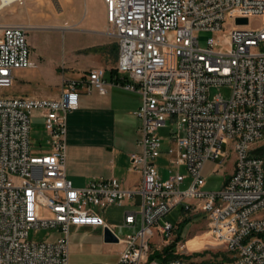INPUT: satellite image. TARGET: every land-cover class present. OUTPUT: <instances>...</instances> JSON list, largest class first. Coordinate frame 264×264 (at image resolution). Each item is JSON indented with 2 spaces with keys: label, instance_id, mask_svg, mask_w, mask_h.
Here are the masks:
<instances>
[{
  "label": "built area",
  "instance_id": "2783aa9c",
  "mask_svg": "<svg viewBox=\"0 0 264 264\" xmlns=\"http://www.w3.org/2000/svg\"><path fill=\"white\" fill-rule=\"evenodd\" d=\"M105 34L118 46L112 85L141 96L140 153L130 156L140 171L134 190L115 178L92 179L75 187L67 177V116L77 110L79 88L106 93L105 69L92 68L66 84L57 99L0 95V264H70L74 228L108 229L123 245L107 264H195L185 246L174 257L150 260L155 232L168 240L174 226L166 216L204 214L207 234L229 260L211 264H264V157L253 154L254 134H264V0H102ZM6 6L0 0V15ZM246 19V24H237ZM260 19L259 29L249 28ZM209 33L205 45L200 33ZM25 28L0 22V91L13 85L14 72L34 68ZM228 87L229 98L210 96ZM42 119L43 149L33 151L31 118ZM172 145L163 149L158 131L167 126ZM235 139L232 173L218 192H204L202 170L209 160L224 163L223 146ZM187 175L160 178L155 160L162 154ZM189 176L184 191L179 186ZM140 197L138 213H126L123 226L139 229L121 238L94 209L121 206ZM161 222V223H160ZM56 232L54 241L35 242L29 233Z\"/></svg>",
  "mask_w": 264,
  "mask_h": 264
},
{
  "label": "rangeland",
  "instance_id": "374dc122",
  "mask_svg": "<svg viewBox=\"0 0 264 264\" xmlns=\"http://www.w3.org/2000/svg\"><path fill=\"white\" fill-rule=\"evenodd\" d=\"M70 2V0H21L16 1L10 6H6L1 12L0 22L22 26L27 32L31 59L32 61H36V63L34 62L36 66L28 72L23 71L16 85L18 86L17 88L25 89L26 93L34 98L51 99L59 96L66 84L75 80L71 79L74 73H77V70L71 67V58L73 57L76 61H79L83 54L88 53V49L80 47L83 42L81 41V36L88 32L83 31V24L75 18H80L84 11L81 5H70ZM87 3L90 10L98 11L97 4L99 0H87ZM260 27V19L250 20L249 28L259 29ZM105 30L106 26L103 27L102 34L107 36ZM71 36H75L76 41H78L75 43V46L71 42ZM209 36V33L202 32L199 34V43L202 47ZM70 46H73L71 50ZM260 50H264V47ZM86 74L87 72L82 74L80 79ZM15 88L16 86H12L4 89L0 91V95L9 98L15 93ZM216 94H220L223 98L227 99L230 96V89L228 87L211 88L210 96ZM67 121L68 129L70 128L67 134L68 156L73 151L74 146L83 150V148L95 147V143L105 140L104 134L102 132H95L90 125L84 126L74 119L71 126L72 118L69 116ZM167 127V130L173 127L170 125L169 120H167ZM167 130H161L160 135L167 134ZM112 137L113 140L115 138L117 142H120V134L117 133L112 135ZM45 140L46 136L42 128V121L33 116L31 118L30 130L32 150L38 151L43 149ZM223 149L227 154L223 164L218 165L219 161L209 160L203 167L204 192H218L221 190L224 181L233 170L235 153L232 145H224ZM252 149L255 150L253 154L264 157V138L253 144ZM157 164L159 165V160H157ZM172 167V169L169 168L171 175L178 173L187 175L184 166ZM169 176L168 168H166V171H162L163 180H166ZM190 181V177L187 176L185 181L179 186V190H186ZM94 209L103 215L109 223L119 224L121 222L122 214L115 207L107 208L105 213L97 207ZM259 214L264 215V211H260ZM204 217V214L200 212L185 215L180 206L176 207L165 218L174 226L173 231L168 240L164 242L162 241L161 234L155 232L150 240L151 252L163 253L165 256H168L165 250L170 251V253L174 252L175 254L179 248L185 246L189 252H192L188 253L190 254L188 259H193L195 262L211 261L212 259L229 260L228 254L219 246H216L210 235L207 234ZM116 232L120 237L125 236L127 233L126 230L119 232V229H116ZM49 235L47 231L36 233L31 231L28 237L29 240L35 242L54 241L55 239ZM79 238L80 235L78 234L70 235L69 255L73 251H76L75 245ZM89 241L92 243L89 249L94 253L89 257L88 264H99L106 257L114 255L122 248L120 243L104 244L103 239L102 243H99L95 238H91Z\"/></svg>",
  "mask_w": 264,
  "mask_h": 264
},
{
  "label": "crops",
  "instance_id": "0c3cea01",
  "mask_svg": "<svg viewBox=\"0 0 264 264\" xmlns=\"http://www.w3.org/2000/svg\"><path fill=\"white\" fill-rule=\"evenodd\" d=\"M70 1V5L77 4L78 6H82V10L84 11L82 16L80 18H75L78 22L83 24V31L88 32L81 36V41L83 42L80 45L81 48L88 49V53L83 54L79 61H76L73 57L71 58V67L77 70V73H74L71 79H80L82 74L88 72L92 68H103L105 69L106 93L101 95L93 87L87 90L85 87L81 86L79 88L78 108L69 113L68 116L72 118L71 126L73 120L76 119L79 121V124L84 126L90 125L95 132H102L105 140L95 143V147L83 148V150L74 146L73 151H71V154L68 156L66 135V175L73 182L75 187H84L92 179L106 180L115 178L124 189L134 190L139 187L142 179L140 171L133 169L130 161V156L132 154H137L141 151L138 144L140 140L139 129L141 127V121L136 115L141 105V96L135 92H130L121 87L112 85L113 81H118L124 76L117 74L115 71L118 61V46L116 41L102 34L103 27L106 26L103 1L99 0L97 12L93 9H89L87 0ZM70 39L73 46H75V43L78 42L75 36H71ZM73 46H70V50ZM33 62L36 63L35 60H33ZM31 69L32 68L17 70L14 72L12 86H16V88L13 96L9 98L37 100V98L28 95L25 89L20 87L17 88L18 86L16 85L23 71L28 72ZM58 97L59 96H55L51 99H57ZM40 120L42 121V119ZM167 129L168 127L166 126L158 131L162 139L164 150L172 145L170 132L173 131V127H170L169 130ZM68 130H70V128L68 129L67 125V134ZM161 130H167L168 133L160 135ZM117 133L120 134V142H117L115 138L113 140L112 135ZM157 160H159V165L157 164ZM154 163L161 179H163L162 171H166V168H168V170L173 168V165L170 163V158L164 153L156 159ZM140 205L141 199L137 196L126 199L121 206H111L118 209L122 214L119 224L109 223L103 215L99 214L103 217L107 225L115 228L114 231L116 234H118L116 229H119V232L126 230V235H128L139 229V220L136 218V222L133 225L123 226L124 215L126 213H138ZM106 210L107 208L102 210L103 213H105ZM103 232V229L96 227L84 226L74 228L71 234H78L80 238L75 245L76 251H73L69 255L70 264H88L89 257L94 253L89 249V247L92 246L89 240L95 238L99 243H102ZM48 233L53 239L58 237L56 232ZM103 243L108 244L105 243L104 240ZM122 250L123 245L121 250L110 257H106V259L99 264L115 262Z\"/></svg>",
  "mask_w": 264,
  "mask_h": 264
},
{
  "label": "bare ground",
  "instance_id": "6f19581e",
  "mask_svg": "<svg viewBox=\"0 0 264 264\" xmlns=\"http://www.w3.org/2000/svg\"><path fill=\"white\" fill-rule=\"evenodd\" d=\"M16 1H21V0H2V5L3 6H10L11 4L15 3ZM27 1H34V0H27ZM262 138H264V134H254V140L251 141V148H252L253 144L258 142ZM228 144L232 145L233 150L235 149V139H228L226 145H228ZM261 192H264V180H262ZM195 264H211V261L195 262Z\"/></svg>",
  "mask_w": 264,
  "mask_h": 264
},
{
  "label": "water",
  "instance_id": "95a60500",
  "mask_svg": "<svg viewBox=\"0 0 264 264\" xmlns=\"http://www.w3.org/2000/svg\"><path fill=\"white\" fill-rule=\"evenodd\" d=\"M237 24H246V19H237ZM103 240L105 243H118V239L108 230L105 229L103 232Z\"/></svg>",
  "mask_w": 264,
  "mask_h": 264
},
{
  "label": "trees",
  "instance_id": "16d2710c",
  "mask_svg": "<svg viewBox=\"0 0 264 264\" xmlns=\"http://www.w3.org/2000/svg\"><path fill=\"white\" fill-rule=\"evenodd\" d=\"M165 252L168 254V256L164 255L163 253H158V252H153V254L149 257L150 260H160V261H166V260H169L171 258L174 257V254L173 253H170V251H166Z\"/></svg>",
  "mask_w": 264,
  "mask_h": 264
}]
</instances>
